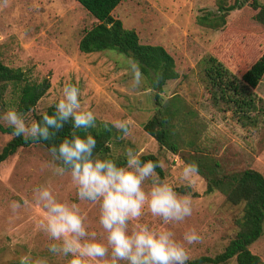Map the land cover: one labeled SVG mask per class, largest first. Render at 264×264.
Instances as JSON below:
<instances>
[{
	"label": "rangeland",
	"instance_id": "374dc122",
	"mask_svg": "<svg viewBox=\"0 0 264 264\" xmlns=\"http://www.w3.org/2000/svg\"><path fill=\"white\" fill-rule=\"evenodd\" d=\"M264 4V0H256ZM218 0H121L111 15L125 29L133 30L139 44L161 46L172 58L175 80L167 81L159 94L160 112L167 118V144L175 152L159 147L145 134L142 124L157 109L148 80L139 89L131 87L128 60L113 51L82 54L77 42L94 19L74 0H0V63L19 69L24 80L49 84L31 112L23 114L27 122L55 104L65 83L80 89L81 105L93 112L96 125L125 120L131 135L112 128L109 151L101 158L125 163L124 151L133 148L142 155L157 158L161 179L180 188H188L193 213L181 224L167 225L181 238L184 231L195 229L202 242L186 245L189 261L221 253L236 231L234 220L241 205L231 206L223 193L215 189L204 194L205 181L200 174L191 186L179 184L183 164L195 162L207 178L250 169L264 178V72L251 88L230 76L210 84L200 61L219 37L222 29L199 26L195 18L217 11ZM233 0H222L224 6ZM233 9L225 26L239 13ZM244 55L248 61L240 74L264 53V28L261 35L248 34ZM21 84H9L0 97V116L16 110ZM1 127L6 125L0 121ZM10 135L0 132V149ZM51 157L42 146L19 148L0 163V264L20 261L27 255L45 258L48 264H65V260L48 251L50 240L37 228L43 213L32 197L36 185L48 186L61 201L79 204L90 231L102 233L98 223L99 207L78 201L68 175H54L47 167ZM147 187V185H146ZM194 193L195 195H191ZM185 195L184 193H180ZM12 200L22 202L13 213ZM145 223L165 227L157 218L146 214ZM249 251L264 262V222L260 237ZM224 264H235L233 259Z\"/></svg>",
	"mask_w": 264,
	"mask_h": 264
},
{
	"label": "clouds",
	"instance_id": "9594fccd",
	"mask_svg": "<svg viewBox=\"0 0 264 264\" xmlns=\"http://www.w3.org/2000/svg\"><path fill=\"white\" fill-rule=\"evenodd\" d=\"M3 6L7 7V0ZM128 70L131 87L141 88L147 77L139 61L129 58ZM160 78L153 76L150 85L153 90L158 88ZM80 94L78 87L67 82L52 114L45 112L40 120L30 123L11 108L0 116V121L12 129V136L26 142H49L47 151L51 160L47 167L54 175L70 177L78 201L99 207L100 235L89 230L78 203L59 200L46 185L34 186L32 197L43 213L36 222L37 228L50 240L48 251L63 258L65 264H188L186 245L202 242V236L189 229L178 239L166 226L181 224L192 215L191 197L178 193L173 185L161 179L156 171L162 167L160 162L142 160L141 153L131 147L124 151L123 165L97 155V141L88 134L89 129L96 127V118L92 111L82 107ZM68 124L69 135L58 139ZM104 128L111 130L107 122ZM111 128L124 137L131 135L125 120L111 122ZM198 173L195 162L183 164L179 184L191 186ZM9 207L15 214L22 202L12 200ZM146 214L165 227L154 228L145 223ZM20 264H48V261L25 255Z\"/></svg>",
	"mask_w": 264,
	"mask_h": 264
},
{
	"label": "trees",
	"instance_id": "16d2710c",
	"mask_svg": "<svg viewBox=\"0 0 264 264\" xmlns=\"http://www.w3.org/2000/svg\"><path fill=\"white\" fill-rule=\"evenodd\" d=\"M93 19L94 23L89 29L83 32L77 42V50L82 54L100 53L113 51L122 54L127 59L135 58L141 65V70L147 77L149 87L154 75H159V86L153 90V100L157 107L152 116L142 124V130L151 137L159 147H164L171 152L176 147L168 145L167 140V118L160 112L158 99L162 87L167 81L175 80L177 73L174 70V63L170 55L161 47L156 45L139 44L138 38L133 30L123 28L121 22L112 17L111 12L121 0H74ZM237 9L240 12L225 26V18L230 11ZM199 26L212 30L222 29L219 37L208 50L209 55L205 56L200 63L203 72L210 84L215 81L221 82L226 76L234 81H240L245 85L254 88L264 72V53L255 61L250 63L240 74V67L248 61L244 55L249 35H261V28H264V4L256 0H233L228 6L217 2L215 13H205L195 18ZM9 84H21L18 90L16 110L22 114L31 112L38 100L44 95L49 87L46 78L38 83H29L24 80L19 69H12L0 63V97L3 95ZM52 114L54 106L47 107L43 112L33 116V120H40L43 113ZM105 130L104 125L98 124L95 128L88 130V134L95 137L97 147L95 153L99 156L109 151V142L114 134L112 128ZM71 125H65L58 134V139L68 136ZM0 132L10 135V139L0 149V163L13 155L19 148L29 146H42L47 150L49 142H26L23 138L11 135L12 129L1 127ZM80 135H85L79 132ZM121 134V132H119ZM142 160L158 161L152 155H142ZM156 171L160 177V168ZM205 181L204 194H211L215 189L223 193L224 200L231 206L241 205V214L235 218L236 231L228 241L223 251L214 257L201 256L188 261V264H224L233 259L235 264H264L256 255L249 251V247L261 235L264 222V178L254 170L245 169L240 172L215 175L207 178L203 172L199 173ZM180 193L189 194L188 188H180ZM191 195H195L191 193ZM7 264H20V261Z\"/></svg>",
	"mask_w": 264,
	"mask_h": 264
}]
</instances>
